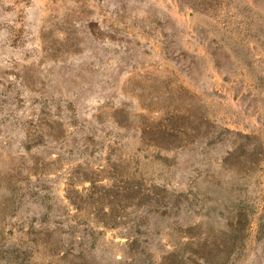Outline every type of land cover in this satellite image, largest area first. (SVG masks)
I'll use <instances>...</instances> for the list:
<instances>
[{"label": "rangeland", "instance_id": "1", "mask_svg": "<svg viewBox=\"0 0 264 264\" xmlns=\"http://www.w3.org/2000/svg\"><path fill=\"white\" fill-rule=\"evenodd\" d=\"M0 264H264V0H0Z\"/></svg>", "mask_w": 264, "mask_h": 264}]
</instances>
